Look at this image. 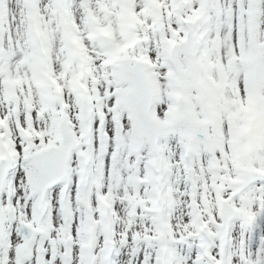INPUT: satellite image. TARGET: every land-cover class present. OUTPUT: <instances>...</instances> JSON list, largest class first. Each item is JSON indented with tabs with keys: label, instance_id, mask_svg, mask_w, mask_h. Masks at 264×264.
Returning a JSON list of instances; mask_svg holds the SVG:
<instances>
[{
	"label": "snow or ice",
	"instance_id": "obj_1",
	"mask_svg": "<svg viewBox=\"0 0 264 264\" xmlns=\"http://www.w3.org/2000/svg\"><path fill=\"white\" fill-rule=\"evenodd\" d=\"M0 264H264V0H0Z\"/></svg>",
	"mask_w": 264,
	"mask_h": 264
}]
</instances>
